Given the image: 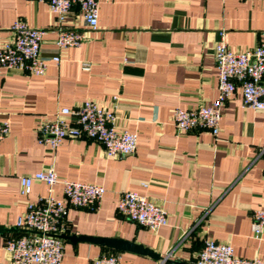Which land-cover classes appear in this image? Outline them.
<instances>
[{"label":"crops","instance_id":"1","mask_svg":"<svg viewBox=\"0 0 264 264\" xmlns=\"http://www.w3.org/2000/svg\"><path fill=\"white\" fill-rule=\"evenodd\" d=\"M98 22L86 26L74 6L58 23L45 1L0 0V45L21 19L43 29L41 54L58 56L42 75L0 68V264H12L5 241L26 232L16 221L28 202L47 194L35 181L28 195L18 177L53 169L59 179L104 187L95 209L68 205L60 264H90L118 252L119 264H195L206 240L228 242L234 254L264 260V229L255 237L252 213L264 209V111L244 109L239 88L222 106L220 132L176 129V108H197L217 96L214 45L227 33L233 52L262 39L264 0H97ZM59 28L83 33L80 46L60 48ZM83 62L89 69L82 68ZM92 100L113 111L116 128L136 133L133 154L108 157L89 138H67L55 149L36 138V126L61 107ZM136 191L167 214L156 229L117 211L120 194ZM53 195L62 198L61 185ZM72 236L115 238L150 251L112 249ZM157 255V256H155Z\"/></svg>","mask_w":264,"mask_h":264},{"label":"built area","instance_id":"2","mask_svg":"<svg viewBox=\"0 0 264 264\" xmlns=\"http://www.w3.org/2000/svg\"><path fill=\"white\" fill-rule=\"evenodd\" d=\"M45 1L58 23H63L67 13L76 6L84 23L95 29L98 22L97 0H36ZM11 39L0 45V68L15 70L28 75L45 73L49 61L59 62L58 56L45 57L41 54L43 29L28 26L16 19L11 26ZM261 41L251 50L233 52L227 41V33L219 32L214 45V59L217 68V96L208 104L197 108H176L173 120L176 129L182 132L208 131L213 137L220 132L222 106L236 91H241L242 107L264 111V30ZM85 41L83 33L59 28L56 44L60 48L80 46ZM82 68L89 69L83 62ZM117 117L113 111L103 109L92 100H84L77 107H61L52 119H42L36 126V138L41 144L55 149L67 138L92 139L104 147L108 157L130 155L135 152L137 135L126 129L116 128ZM8 122L0 121V141L9 133ZM19 191L28 195L33 182H43L47 194L35 202H28L26 212L16 221L18 228L26 232L10 237L4 248L12 264H60L64 244L61 234L67 230L65 220L68 205L95 209L105 191L94 183L59 179L53 169L20 175ZM61 185L62 198H56L52 189ZM119 215L142 227L156 229L166 223L167 214L163 208L136 191H123L117 202ZM251 229L259 237L264 229V209L252 213ZM118 252L103 253L90 264H119ZM195 264H264L259 258H243L234 254L228 242L206 240L198 252Z\"/></svg>","mask_w":264,"mask_h":264},{"label":"water","instance_id":"3","mask_svg":"<svg viewBox=\"0 0 264 264\" xmlns=\"http://www.w3.org/2000/svg\"><path fill=\"white\" fill-rule=\"evenodd\" d=\"M8 229L6 228H0V233L3 231H7ZM61 237H63V235H60ZM74 240H90L93 242H97L101 245H104L106 247L112 248V249H119V250H126V249H130V250H135V251H139V252H147L150 253V251H148L147 249H144L142 246L140 245H135L129 241H125L122 239H115V238H100V237H88V236H72L71 237ZM151 254V253H150ZM157 256V255H155Z\"/></svg>","mask_w":264,"mask_h":264}]
</instances>
